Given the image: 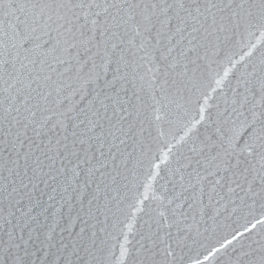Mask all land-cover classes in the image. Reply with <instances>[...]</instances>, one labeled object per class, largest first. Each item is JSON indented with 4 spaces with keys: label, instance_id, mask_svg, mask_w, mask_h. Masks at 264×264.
<instances>
[{
    "label": "snow or ice",
    "instance_id": "6c2138e0",
    "mask_svg": "<svg viewBox=\"0 0 264 264\" xmlns=\"http://www.w3.org/2000/svg\"><path fill=\"white\" fill-rule=\"evenodd\" d=\"M0 264H264V0H0Z\"/></svg>",
    "mask_w": 264,
    "mask_h": 264
}]
</instances>
